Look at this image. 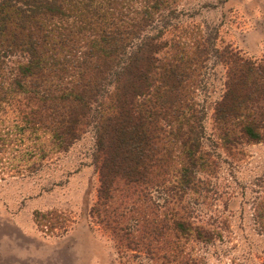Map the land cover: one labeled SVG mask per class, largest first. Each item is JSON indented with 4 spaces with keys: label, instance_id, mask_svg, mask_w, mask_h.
Returning <instances> with one entry per match:
<instances>
[{
    "label": "trees",
    "instance_id": "16d2710c",
    "mask_svg": "<svg viewBox=\"0 0 264 264\" xmlns=\"http://www.w3.org/2000/svg\"><path fill=\"white\" fill-rule=\"evenodd\" d=\"M175 2L0 0V150L28 140L44 158L90 132V213L127 264H264L245 235L227 254L233 192L211 184L212 149L264 142V59L217 48L216 28ZM217 62L211 134L198 90ZM250 192L264 240V177Z\"/></svg>",
    "mask_w": 264,
    "mask_h": 264
},
{
    "label": "rangeland",
    "instance_id": "374dc122",
    "mask_svg": "<svg viewBox=\"0 0 264 264\" xmlns=\"http://www.w3.org/2000/svg\"><path fill=\"white\" fill-rule=\"evenodd\" d=\"M175 5L192 13L186 18L190 24L216 28L217 48L226 46L252 60L264 59V0H176ZM207 73V86L198 91L199 98L204 90L208 96L204 129L212 134L210 103L220 93L221 64L215 63ZM27 143L0 150V264H127L129 260L119 257L115 240L90 213L98 188L91 133L44 158L30 155ZM212 151L218 169L211 184L233 192L227 254L235 257L245 249V235L252 255L260 256L264 240L250 219V189L257 177H264V142ZM240 220L243 230L236 227ZM226 260L210 257L208 262Z\"/></svg>",
    "mask_w": 264,
    "mask_h": 264
}]
</instances>
